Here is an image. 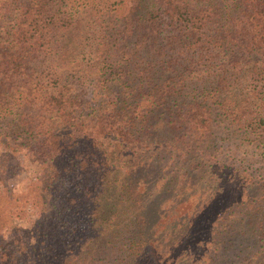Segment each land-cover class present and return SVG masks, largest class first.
Here are the masks:
<instances>
[{
  "label": "trees",
  "instance_id": "obj_1",
  "mask_svg": "<svg viewBox=\"0 0 264 264\" xmlns=\"http://www.w3.org/2000/svg\"><path fill=\"white\" fill-rule=\"evenodd\" d=\"M77 47L87 74L63 68ZM97 85L106 106L84 119ZM220 118L264 161V0H0V120L13 138L0 173L17 172L16 145L44 166L25 194L41 214L15 227L9 261L264 264V165L228 154ZM115 146L137 229L123 239L88 181L115 166Z\"/></svg>",
  "mask_w": 264,
  "mask_h": 264
},
{
  "label": "rangeland",
  "instance_id": "obj_2",
  "mask_svg": "<svg viewBox=\"0 0 264 264\" xmlns=\"http://www.w3.org/2000/svg\"><path fill=\"white\" fill-rule=\"evenodd\" d=\"M83 56H85L83 49L78 47L77 49L71 48L69 57H67L63 68L79 65L87 71L85 73L87 74L93 68L88 65L86 67L84 66L87 60H83ZM98 76H100L99 71ZM258 85L260 87L259 89H261V93L259 94L263 95L261 83ZM100 95L101 88H98V85L91 95L89 87L87 95L82 100L83 107L78 110V112H82L84 119H91L92 116L101 112L106 106V104H104L102 108H100ZM90 97H92V99L89 102ZM258 97L260 98L261 96ZM255 102L261 103V100L255 99ZM116 124L118 123L114 124L118 128ZM224 124L222 118L217 120L215 131L219 137L221 134L224 137L228 136V141H226L228 144L226 146L228 154L231 152L232 158L247 161L249 165H264V161L259 155L261 153L255 147V143L251 142L253 137L239 135H236L235 137L228 135L232 132ZM119 125L122 126V124ZM11 135V128L7 126V122L0 120V170L1 166L3 169V166L5 165L4 159L9 155L4 147V140L10 139L13 141ZM114 137L119 141L121 140L120 135L116 134ZM22 140H16V144L22 143ZM108 141L110 144L116 142V140L112 142L110 139ZM232 142L235 143V146ZM118 147L120 146H115V150L108 149V157L110 160H114L116 163L115 166H113L111 170L95 172L88 181L94 195L95 193L100 194L98 198L96 195V198H94L97 205L101 204L98 208L101 209L102 207H106L109 211L117 214L121 218V221L126 224V226H122L124 235L121 239H123L131 235L127 230L128 226L130 227V230L135 231L134 235L136 234L137 229H133V226L136 225L134 209L125 204L127 195L124 192V188L119 186L121 174L120 168L124 167L121 166V163H123L122 156L126 150H120ZM235 147H238V149L235 150ZM10 155L17 162L18 170L12 175L9 173L10 175L7 177L0 173V264H22L21 262H23V264H30L25 261V255H22L21 253L18 255L17 259L20 258L22 261L16 259L11 262L7 257L12 256L13 251L17 249V247H22V239L18 233H15V227H28L31 222L37 219L41 214L40 207L34 205L32 201H28L25 194L30 187H36L41 184L44 166L31 158L29 151L26 148H18V145H16V149L14 147L11 150ZM124 208L127 209L126 214L122 213Z\"/></svg>",
  "mask_w": 264,
  "mask_h": 264
}]
</instances>
